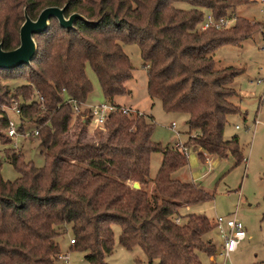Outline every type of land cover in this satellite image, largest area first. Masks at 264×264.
I'll list each match as a JSON object with an SVG mask.
<instances>
[{
	"label": "trees",
	"instance_id": "1",
	"mask_svg": "<svg viewBox=\"0 0 264 264\" xmlns=\"http://www.w3.org/2000/svg\"><path fill=\"white\" fill-rule=\"evenodd\" d=\"M178 2L189 7L180 8ZM249 2L0 0V43L5 50L19 43L24 9L34 19L45 6L66 3L65 15L77 12L88 20L77 19L66 30L51 19L47 31L34 35L37 51L31 63L0 70L5 78H25L11 95L0 82V101L7 95L17 100L18 130L25 122L34 124L45 159L36 167L16 150H6L19 176L5 180L0 168V264H56L59 238L68 233L74 240L71 246L83 251L89 264H109L105 257L113 251V224L120 226V245L139 246L148 264H202L199 253L214 255L215 246L203 236L215 224L203 214L181 213L185 206L212 200L213 194L178 178L187 157L152 140V117L111 113L102 127L90 128L88 112H74L69 101L84 103L92 90L87 64L105 101L129 94L126 82L134 68L122 44H136L148 96L159 100L165 112L186 114L189 141L199 148V157L231 154L241 162L239 139H225L224 127L228 115L240 112L232 101L237 95L232 82L242 70L218 67L214 52L238 44L264 24L235 15ZM204 10L215 19L234 15L236 22L201 30ZM7 126L3 110L0 139L9 143L11 138L3 133ZM154 152L162 160L151 178Z\"/></svg>",
	"mask_w": 264,
	"mask_h": 264
},
{
	"label": "rangeland",
	"instance_id": "2",
	"mask_svg": "<svg viewBox=\"0 0 264 264\" xmlns=\"http://www.w3.org/2000/svg\"><path fill=\"white\" fill-rule=\"evenodd\" d=\"M180 8H188L186 2H178ZM209 13L204 10V16ZM237 17L251 22L264 20V0H250L235 11ZM124 52L129 56L133 65L132 78L126 82L130 93L115 98L120 105H131L146 116L152 117L154 124L152 140L163 147H175L179 137L180 146L186 147L183 154L187 164L179 173L178 178L192 181L213 194V199L185 206L181 213H196L205 215L213 224L218 216H233L241 221L246 230V237L238 244L236 250L225 258L221 254L223 239L214 226L203 236L211 240L215 246L212 256L199 253L202 264H264V101L259 98L264 93V24L256 26L253 32L239 41L236 45H223L214 52L218 67L233 66L241 69L232 86L239 95L232 101L239 107L240 112L228 115L224 127V138L230 139L236 135L239 139V149L243 159L236 162L228 154L226 157L209 155L200 158L199 148L189 141L186 114L165 112L157 99H151L147 94V76L136 44H122ZM92 86L85 105H97L105 101L96 74L89 64L85 68ZM261 79L260 83L257 80ZM0 82L10 90V95L16 86L26 83L25 78H5L0 73ZM7 95L0 101V112L5 111L9 118L19 127V117L12 111L14 101ZM10 96V97H9ZM11 100V103H10ZM9 102V103H8ZM18 103V102H17ZM175 123V128L171 123ZM94 121L89 123L93 126ZM7 129V128H6ZM4 130V134L6 133ZM23 129L29 133L35 129L34 124L25 122ZM178 133V134H177ZM194 135V132L191 133ZM6 135V134H5ZM6 143L0 139V168L5 180H14L19 176L18 171L6 157V150L14 149L23 155L25 161H31L36 167L45 164L42 148L36 137L32 135H17ZM162 160L160 152H154L150 159V177L153 178ZM182 174V175H181ZM114 242L113 251L105 257L109 264H148L143 250L136 246L126 249L119 243L120 226L112 225ZM70 233L62 235L60 240L61 254L67 260L58 259L56 264H89L84 258L85 253L69 244ZM152 264H158L153 260Z\"/></svg>",
	"mask_w": 264,
	"mask_h": 264
},
{
	"label": "built area",
	"instance_id": "3",
	"mask_svg": "<svg viewBox=\"0 0 264 264\" xmlns=\"http://www.w3.org/2000/svg\"><path fill=\"white\" fill-rule=\"evenodd\" d=\"M236 22V16H223L218 19H215L213 15L209 12L204 20L203 23L200 25L201 30H205L206 28L215 27L217 29H224L231 27ZM261 79L257 80V83H260ZM259 101H264V93L259 98ZM73 104L74 112H78L80 110H85L90 115V120L94 121L93 126L91 128L102 127L105 123V120L111 113L120 112L122 114L130 115L134 113L140 114L138 110L133 108L132 106H121L118 104L109 103L104 101L103 103H99L97 105H85L84 103H77L74 100H70ZM12 111H14L18 117L20 114V110L18 108V103L14 101V105L12 107ZM8 116V115H7ZM171 127L175 128V123H171ZM6 134L10 138H14L17 135H37L38 130L35 129L29 133H26L25 130H18L16 124L9 118L8 116V126L6 130ZM178 134V133H177ZM179 137L177 139V143L175 144V148L179 149L183 152L185 151L186 147L183 145L180 146L179 144ZM215 227L218 229L221 238L223 239V244L221 245V254L228 258L232 252H234L238 246V244L246 237V230L244 225L241 221H239L235 215L233 216H218L215 218ZM74 240L70 239V243L72 244ZM58 259L67 260V256L64 254H59Z\"/></svg>",
	"mask_w": 264,
	"mask_h": 264
},
{
	"label": "water",
	"instance_id": "4",
	"mask_svg": "<svg viewBox=\"0 0 264 264\" xmlns=\"http://www.w3.org/2000/svg\"><path fill=\"white\" fill-rule=\"evenodd\" d=\"M66 8V3L62 6H45L34 19L24 9V20L19 27L18 45L11 50H5L0 43V70H12L21 65H29L37 51L34 35L47 31L51 19H55L66 30L72 28L77 19L88 22L83 15L77 12L65 15ZM133 187L138 188L139 184L134 182Z\"/></svg>",
	"mask_w": 264,
	"mask_h": 264
},
{
	"label": "crops",
	"instance_id": "5",
	"mask_svg": "<svg viewBox=\"0 0 264 264\" xmlns=\"http://www.w3.org/2000/svg\"><path fill=\"white\" fill-rule=\"evenodd\" d=\"M235 97H238V98H239L238 93H237V95H236ZM114 103H115V104H118V103H116L115 101H114ZM118 105H120V104H118ZM121 106H126V105H121ZM129 106H131V105H129ZM240 113H241V112H240ZM205 157H207V159H206V162H207L209 155H205ZM178 173H179V172H178ZM181 175H182V174H181ZM180 178H181V177H180ZM70 239H71V238H70ZM69 244L71 245L70 240H69ZM253 264H254V263H253Z\"/></svg>",
	"mask_w": 264,
	"mask_h": 264
}]
</instances>
